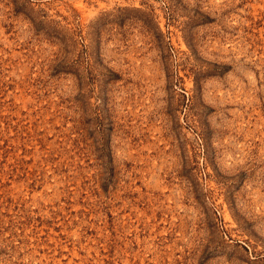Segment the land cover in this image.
Listing matches in <instances>:
<instances>
[{
  "label": "rangeland",
  "instance_id": "rangeland-1",
  "mask_svg": "<svg viewBox=\"0 0 264 264\" xmlns=\"http://www.w3.org/2000/svg\"><path fill=\"white\" fill-rule=\"evenodd\" d=\"M0 264H264V0H0Z\"/></svg>",
  "mask_w": 264,
  "mask_h": 264
}]
</instances>
